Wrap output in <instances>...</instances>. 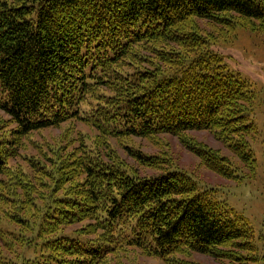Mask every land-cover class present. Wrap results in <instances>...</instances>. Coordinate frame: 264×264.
<instances>
[{
    "label": "trees",
    "instance_id": "obj_1",
    "mask_svg": "<svg viewBox=\"0 0 264 264\" xmlns=\"http://www.w3.org/2000/svg\"><path fill=\"white\" fill-rule=\"evenodd\" d=\"M232 14L251 32L257 33L254 22L264 28V0H0V109L20 135L69 120H87L101 130L109 122L119 135L141 138L208 131L253 171L249 86L209 50V36L198 25L226 26ZM139 49L149 54L146 60ZM112 84L113 116L101 106L83 119L85 96L101 86L112 90ZM188 146L212 172L235 177L219 151ZM134 157L142 166L157 164L140 153ZM105 178L117 188L104 223L112 241L49 240L46 264H67L66 257L80 255L87 258L80 264H92L123 243L165 264H197L179 258L190 253L238 262L230 250L255 252L247 219L199 189L187 173L140 178L108 171ZM101 195L91 193L93 199ZM127 221L129 230L120 237Z\"/></svg>",
    "mask_w": 264,
    "mask_h": 264
},
{
    "label": "rangeland",
    "instance_id": "obj_2",
    "mask_svg": "<svg viewBox=\"0 0 264 264\" xmlns=\"http://www.w3.org/2000/svg\"><path fill=\"white\" fill-rule=\"evenodd\" d=\"M227 19V28L206 21L198 25L209 36V50L249 86L251 101L246 113L256 123L249 141L255 169L251 171L208 131H191L182 137L162 134L141 138L119 135L113 123L101 124V130L87 120H69L57 127L20 135L17 124L0 109V264H46L51 255L46 248L49 240L78 239L90 245L112 241L113 234L104 223L117 188L113 190V181L101 179L108 171L111 175L114 172L140 178L171 171L187 173L199 189L212 192L247 219L253 229L255 252L230 250L241 259L238 262L199 253L179 258L197 264H264V28L260 30V23H252L255 33L244 28L234 14ZM244 23L252 26L248 21ZM139 53L143 60L149 55L141 49ZM113 98V84L112 90L101 86L86 95L80 106L83 119L101 106L108 107L113 116ZM189 144L219 151L222 158L229 160L235 177L223 178L203 166ZM135 153L155 158L157 164L142 166ZM88 168L98 174L90 176ZM92 192L102 195L93 199ZM129 225V221L122 225L120 237L127 234ZM65 259L67 264H80L87 258L80 255ZM92 264L165 263L143 249L123 243L106 253L104 260H93Z\"/></svg>",
    "mask_w": 264,
    "mask_h": 264
}]
</instances>
